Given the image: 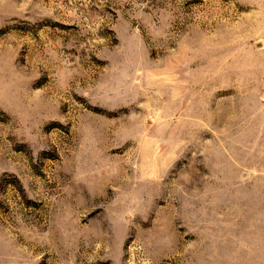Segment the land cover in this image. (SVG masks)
<instances>
[{"label":"rangeland","instance_id":"1","mask_svg":"<svg viewBox=\"0 0 264 264\" xmlns=\"http://www.w3.org/2000/svg\"><path fill=\"white\" fill-rule=\"evenodd\" d=\"M0 264H264V0H0Z\"/></svg>","mask_w":264,"mask_h":264}]
</instances>
